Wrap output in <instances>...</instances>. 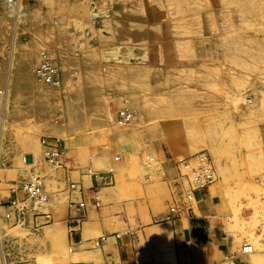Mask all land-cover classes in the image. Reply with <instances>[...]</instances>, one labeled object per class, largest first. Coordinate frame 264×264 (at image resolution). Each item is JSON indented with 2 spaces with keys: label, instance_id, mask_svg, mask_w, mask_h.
I'll list each match as a JSON object with an SVG mask.
<instances>
[{
  "label": "rangeland",
  "instance_id": "rangeland-1",
  "mask_svg": "<svg viewBox=\"0 0 264 264\" xmlns=\"http://www.w3.org/2000/svg\"><path fill=\"white\" fill-rule=\"evenodd\" d=\"M6 2L1 244L27 237L35 246L22 231L33 219L17 224L16 213L52 212L58 235H46L37 261L56 264L71 253L63 214L78 175L85 188L95 176L147 186L153 199L176 180L193 186L204 156L215 174L207 206L231 255L219 264H264V0H23L19 17ZM47 60L52 76L41 69ZM46 139L61 141L63 167L46 159ZM37 177L46 201L23 192ZM244 244L257 251L243 253Z\"/></svg>",
  "mask_w": 264,
  "mask_h": 264
},
{
  "label": "crops",
  "instance_id": "crops-1",
  "mask_svg": "<svg viewBox=\"0 0 264 264\" xmlns=\"http://www.w3.org/2000/svg\"><path fill=\"white\" fill-rule=\"evenodd\" d=\"M77 178L79 194L68 192L69 206L63 214L69 230L65 242L71 253L56 264H219L231 257L222 242L223 226L207 206L205 188L195 190L176 180L165 185L164 194L151 199L147 186L132 183L123 187L113 179L109 185L107 179L95 176L85 188L82 174ZM65 180H69L68 172ZM189 192L192 200L186 197ZM19 194L11 191L9 199L17 202ZM51 213L29 216L26 211L17 212V224L33 219L35 226L22 231L35 235L36 245L27 237L18 244L17 237L4 246L0 242V264H39L38 245L46 235L55 238L59 231ZM250 260L237 257L234 264H251Z\"/></svg>",
  "mask_w": 264,
  "mask_h": 264
},
{
  "label": "built area",
  "instance_id": "built-area-1",
  "mask_svg": "<svg viewBox=\"0 0 264 264\" xmlns=\"http://www.w3.org/2000/svg\"><path fill=\"white\" fill-rule=\"evenodd\" d=\"M15 1L17 0H8L9 4H13ZM50 65V63H49ZM49 68H45L43 70V74L45 76H49V74L52 76L53 72H51V65L48 66ZM53 71V69H52ZM49 81V79L47 80ZM43 147L45 149V155H46V159L52 163L53 165H55L56 167H63V163L61 162V157L63 155V149H62V143L60 140L58 139H46L43 142ZM198 158L203 159L200 160L203 163V168H201L200 173H194V178L192 181V185L194 187L195 190H200V189H204L205 187H208L209 185H211L214 182V171L211 167L210 162L207 160L206 157L204 156H199ZM199 160V159H198ZM206 163L208 165H206ZM188 167V166H185ZM209 168V172L210 174H208L209 172H206ZM213 173V176H212ZM76 186L72 185V189H75ZM24 192L26 193L27 197L29 199L32 200H44L46 201L45 198H43L42 196V191H43V185H42V179L40 177L35 178L34 181H32L31 183L27 184L26 186H24L23 188ZM188 199L192 200L193 196L191 194H188ZM82 206H84L82 204ZM172 212L174 213V210L172 209ZM70 232H72V230H70ZM258 238H259V250L260 252H264V220L262 225H260L259 229H258ZM248 245V252L251 253L253 250L254 252L257 251V249H255L254 245Z\"/></svg>",
  "mask_w": 264,
  "mask_h": 264
},
{
  "label": "bare ground",
  "instance_id": "bare-ground-1",
  "mask_svg": "<svg viewBox=\"0 0 264 264\" xmlns=\"http://www.w3.org/2000/svg\"><path fill=\"white\" fill-rule=\"evenodd\" d=\"M6 3H8V5H9V7H11L12 8V11L11 12H14L15 13V15L17 16V17H19V16H21L22 15V11H21V9H22V6H23V0H17L16 2H14V4H9V2H6ZM7 12H8V10H7ZM7 12H5V13H7ZM11 12H9V13H11ZM4 13V14H5ZM24 15V14H23ZM44 65L42 66V68L41 69H47V68H49L48 66H50L49 65V62H48V60L46 61V62H44L43 63ZM52 70V69H51ZM6 90H7V92H5L6 94H5V97L3 98V100H4V105H7L8 106V104H9V95H10V80H8L7 81V83H6ZM4 91H2V93H3ZM1 94V93H0ZM2 96L0 95V103H1V100H2V98H1ZM6 106V107H7ZM4 111V110H3ZM5 112V111H4ZM3 113V112H2ZM6 113V112H5ZM2 115V114H1ZM5 115L6 114H4V115H2L1 116V120H0V136H3V134H4V131H5V127H6V118H5ZM173 210H174V213H175V211H176V209L175 208H173ZM243 253H245V254H250L249 252H248V245L247 244H244V247H243ZM252 253H254V250L251 252V254ZM231 264H234L233 262H231Z\"/></svg>",
  "mask_w": 264,
  "mask_h": 264
}]
</instances>
